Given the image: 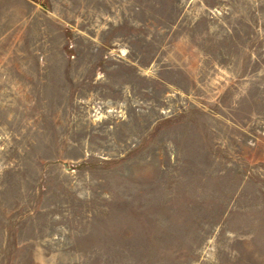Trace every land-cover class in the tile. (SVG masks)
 Returning a JSON list of instances; mask_svg holds the SVG:
<instances>
[{
	"label": "rangeland",
	"instance_id": "obj_1",
	"mask_svg": "<svg viewBox=\"0 0 264 264\" xmlns=\"http://www.w3.org/2000/svg\"><path fill=\"white\" fill-rule=\"evenodd\" d=\"M0 264H264V0H0Z\"/></svg>",
	"mask_w": 264,
	"mask_h": 264
}]
</instances>
